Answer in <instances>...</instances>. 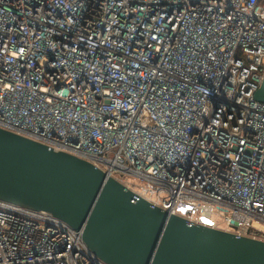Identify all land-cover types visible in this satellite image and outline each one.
<instances>
[{"label": "built area", "instance_id": "1", "mask_svg": "<svg viewBox=\"0 0 264 264\" xmlns=\"http://www.w3.org/2000/svg\"><path fill=\"white\" fill-rule=\"evenodd\" d=\"M263 82L264 0H0V129L264 242ZM0 264L106 263L0 201Z\"/></svg>", "mask_w": 264, "mask_h": 264}, {"label": "water", "instance_id": "2", "mask_svg": "<svg viewBox=\"0 0 264 264\" xmlns=\"http://www.w3.org/2000/svg\"><path fill=\"white\" fill-rule=\"evenodd\" d=\"M0 201L52 214L106 264H264L263 241L171 216L90 162L3 129Z\"/></svg>", "mask_w": 264, "mask_h": 264}, {"label": "rangeland", "instance_id": "3", "mask_svg": "<svg viewBox=\"0 0 264 264\" xmlns=\"http://www.w3.org/2000/svg\"><path fill=\"white\" fill-rule=\"evenodd\" d=\"M213 221H214V222H216V221H217V222H219V223H220V221H219V220H216V219H215V217H213Z\"/></svg>", "mask_w": 264, "mask_h": 264}]
</instances>
